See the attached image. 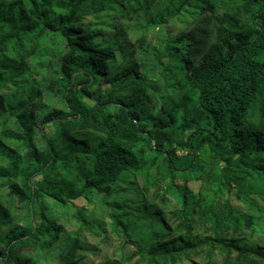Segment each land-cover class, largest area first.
I'll list each match as a JSON object with an SVG mask.
<instances>
[{
    "label": "trees",
    "instance_id": "16d2710c",
    "mask_svg": "<svg viewBox=\"0 0 264 264\" xmlns=\"http://www.w3.org/2000/svg\"><path fill=\"white\" fill-rule=\"evenodd\" d=\"M156 2L0 0V86L28 73L50 34L65 47L50 85L61 109L42 115L34 88L16 100L0 93V181L7 187L0 264H36L17 254L26 246L56 249L57 264H77L81 242L48 215V201L68 207L77 199L104 204L143 264H176L215 247L236 252L224 264H264V247L243 237L255 217L223 197L234 191L249 206L251 195L264 197V0H168L159 23L181 13L192 23L152 53L160 78L151 79L135 58L144 37L131 40L120 20L103 29L83 16L131 19ZM39 123L53 132H36ZM185 176L201 183L198 192L176 183ZM159 183L178 207L170 210L163 196L151 201L148 189ZM13 198L39 217L36 227L12 222ZM72 218L84 228L100 225L84 207ZM138 228L147 236H137Z\"/></svg>",
    "mask_w": 264,
    "mask_h": 264
},
{
    "label": "rangeland",
    "instance_id": "374dc122",
    "mask_svg": "<svg viewBox=\"0 0 264 264\" xmlns=\"http://www.w3.org/2000/svg\"><path fill=\"white\" fill-rule=\"evenodd\" d=\"M169 5L168 0H158L153 3L148 11L139 12L136 17L131 19H119L115 12H107L101 14L88 13L83 16L84 23L95 28L108 29L117 20L123 22L128 28V35L131 40H136L139 37H144L143 50L136 55V61L142 64V69L151 79L160 78L159 70L155 66L153 52L160 50L165 41L172 39L180 31L187 29L191 25V15L181 13L180 15L168 16L164 22L159 23L155 16L159 12H163ZM65 54L64 41L62 38L50 34L45 40L40 42V48L37 50L33 58L29 59L30 69L27 74L22 75L16 83H3L0 86V93L5 95L9 100H16L24 96L30 88L40 91V112L42 115L49 113L51 110H59L62 108L57 95L54 93V88L51 81L54 80L58 71V63ZM119 60L116 59L112 67H116ZM50 87V89H49ZM106 85L103 86V88ZM87 103V102H86ZM1 125V123H0ZM11 123L7 126L11 127ZM41 129L47 135L53 132V127L49 123H39L35 127V131ZM34 144L40 145L39 138L34 137ZM10 148L15 149L19 155H24L25 149L13 142H6ZM182 155L183 152H178ZM187 181L185 182V179ZM178 178L176 183L186 184L187 187L196 193L201 187V183L190 176ZM138 186L143 184L139 174L135 177ZM164 185L159 183V186L149 188V198L151 201L160 203L158 196H163L169 203V209L178 207L176 196L171 192H163L160 187ZM7 187L3 181H0V200L7 199ZM224 199H227L230 205L238 211L249 212L255 217L252 230L244 232V238L256 242L264 247V197L250 196L253 206H249L241 198H237L235 192L224 193ZM125 198L124 195L118 197L117 201ZM108 199L107 201H109ZM50 210L48 215L55 218L57 223L62 225L66 232L71 236H75L82 245V248L76 251L77 264H100L103 261L110 260L120 262L121 264H143L139 257L135 254L134 248L127 244L122 233L114 228L111 220L107 216V207L99 202L86 203L83 199L73 201L72 206L58 207L48 201ZM11 213L12 222L21 226L36 227L40 220L37 215L28 217L26 210L14 198L8 205ZM84 207L87 211L89 219L98 221L99 226L95 225L91 228L80 226L73 218L72 212L75 208ZM4 229V228H3ZM137 236H147L148 230L137 229ZM46 238L39 236V240L43 241ZM30 255L36 264H57L58 251L52 250L49 253H44L39 248L31 246L21 247L17 254ZM229 256L234 258L236 252H222L218 248H213L210 252L199 251L196 254H190L186 259H180L176 264H224V260Z\"/></svg>",
    "mask_w": 264,
    "mask_h": 264
}]
</instances>
